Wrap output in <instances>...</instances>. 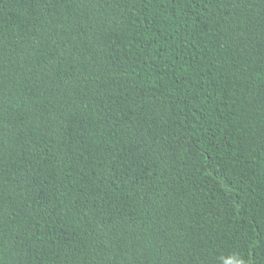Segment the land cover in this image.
<instances>
[{"label": "trees", "instance_id": "16d2710c", "mask_svg": "<svg viewBox=\"0 0 264 264\" xmlns=\"http://www.w3.org/2000/svg\"><path fill=\"white\" fill-rule=\"evenodd\" d=\"M0 264H264V0H0Z\"/></svg>", "mask_w": 264, "mask_h": 264}]
</instances>
